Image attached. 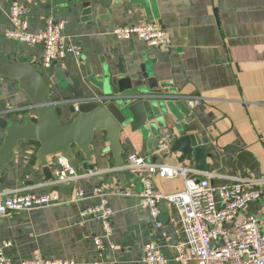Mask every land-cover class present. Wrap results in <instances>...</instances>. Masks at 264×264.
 <instances>
[{
  "label": "crops",
  "instance_id": "0c3cea01",
  "mask_svg": "<svg viewBox=\"0 0 264 264\" xmlns=\"http://www.w3.org/2000/svg\"><path fill=\"white\" fill-rule=\"evenodd\" d=\"M12 2L23 9L31 33L42 31L48 17L63 23L67 42L79 49L80 56L68 54L53 68H41L39 45H25L6 35L11 27L7 14ZM145 6L147 9L132 0H116L109 8L98 6L86 16L80 5L65 0H0V56L12 64L22 61L35 67L46 80L54 101L71 100L60 90L57 70L63 72L67 82L77 79L80 87L87 89L88 73L101 78L105 68L115 72L120 65L126 72L140 74L146 63L158 90L168 93L171 101L186 105L172 96H196L201 100V106L188 109L189 117L184 116L178 125L187 124L193 134L207 138L206 171L196 170L192 157L179 163L180 153L168 154L164 159L162 155L169 153L170 145L160 147L152 161L141 136L128 128L120 138L124 163L135 155L147 163L184 167L189 170L188 177L209 176L212 187L233 184L243 177L264 178V0H148ZM139 21H156L165 31L166 45L155 49L137 39L117 40L112 35L114 28ZM0 112L15 123L36 118L16 83L2 76ZM70 119L64 114L61 121L68 123ZM178 121L172 116L170 127H176ZM3 135L0 129V143ZM35 146L33 142L18 146L14 160L0 172V193L27 189L25 192L36 195L55 194L59 203L0 217V246L11 243L6 252L15 264L36 255L75 264H140L141 248L151 241L171 259V248L185 234L175 207L166 202L158 206L162 227H152L148 207L138 196L143 169L115 168L108 144L101 137L91 147L90 162H85L74 148L59 156L77 172L92 176L53 185L37 163L28 164L27 156ZM57 158L53 157L49 165L53 176L59 169ZM153 184L164 195L185 187L181 176H155ZM98 185L105 187L113 211L111 247L99 253L93 238L103 234L101 223L80 217L82 210L98 203L93 195ZM79 191L84 197L74 198ZM125 191L130 195H124ZM249 215L259 220V230L264 233V202L248 203L236 220L243 221Z\"/></svg>",
  "mask_w": 264,
  "mask_h": 264
},
{
  "label": "built area",
  "instance_id": "2783aa9c",
  "mask_svg": "<svg viewBox=\"0 0 264 264\" xmlns=\"http://www.w3.org/2000/svg\"><path fill=\"white\" fill-rule=\"evenodd\" d=\"M7 16L11 25L6 33L7 37L25 45H39L42 50L39 64L44 70L53 68L57 60L68 54L80 56L79 49L67 42L63 34V23L48 17L42 31L31 33L23 9L17 2L10 4ZM112 35L117 40L137 39L155 49L166 45L165 31L156 21H139L134 25L117 27L112 30ZM172 98L183 100L190 110L201 106V100L196 96ZM167 143L164 136L161 147H167ZM56 161L59 169L51 181L53 185L71 184L92 176L89 172H77L64 158L58 157ZM121 169L145 171L140 176L142 190L138 196L148 207L152 227L154 229L162 227L158 219V206L160 202H166L175 207L185 234V237L171 248V259L163 255L155 242L144 244L141 248L140 264H264V233L259 230V220L251 215L243 221L236 220L248 203L258 200L264 202V178L243 177L233 184L212 187L209 176L195 179L187 176L189 174L187 168L147 163L145 159L135 155L128 157ZM155 176L168 179L181 176L185 187L173 194H161L154 187ZM26 190L0 193V217L20 214L34 208L51 207L59 203L55 194L36 195L25 192ZM130 193L123 192L124 195ZM93 195L98 199V203L82 210L80 217L82 220L96 219L101 223L103 234L93 238L94 247L99 253L111 247L113 211L107 201L109 194L103 185L96 186ZM83 197L80 191L74 194V198ZM10 246V242L0 246V264H15L11 255L6 252ZM19 264L75 263L71 260H49L36 255Z\"/></svg>",
  "mask_w": 264,
  "mask_h": 264
},
{
  "label": "water",
  "instance_id": "95a60500",
  "mask_svg": "<svg viewBox=\"0 0 264 264\" xmlns=\"http://www.w3.org/2000/svg\"><path fill=\"white\" fill-rule=\"evenodd\" d=\"M116 0H65L80 5L82 14L90 16L100 6L107 9ZM147 9L148 0H132ZM55 63L53 64V66ZM117 71L104 69L101 78L88 73V90L80 87L77 79L67 82L61 70H57L60 90L70 96L53 100L50 88L43 75L28 62L12 64L0 56V76L16 83V88L35 112V121L30 119L15 123L0 115V129L4 132L0 143V172L15 158V151L24 142H33L28 164L37 163L48 180H54L49 167L53 157H59L74 148L85 162L92 159L91 147L98 138L108 144V151L115 168H121L122 132L128 128L137 132L147 155L155 161L161 151V140L165 136L169 153H180L178 162L194 158L198 171H206V145L208 140L193 134L187 124L170 127L169 119L174 116L180 121L189 117L186 105L171 101L168 93H161L152 74L141 66V73L126 72L120 65ZM76 108V111H75ZM177 108L180 114H177ZM64 114L71 117L68 123L61 121ZM191 132V133H190ZM159 151V152H158ZM64 158V157H61ZM128 171V170H127Z\"/></svg>",
  "mask_w": 264,
  "mask_h": 264
}]
</instances>
